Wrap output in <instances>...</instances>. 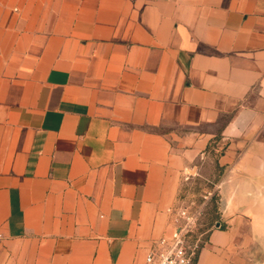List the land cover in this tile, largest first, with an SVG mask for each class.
Returning <instances> with one entry per match:
<instances>
[{
	"label": "crops",
	"instance_id": "0c3cea01",
	"mask_svg": "<svg viewBox=\"0 0 264 264\" xmlns=\"http://www.w3.org/2000/svg\"><path fill=\"white\" fill-rule=\"evenodd\" d=\"M212 164L195 264H264V0H0V264H142Z\"/></svg>",
	"mask_w": 264,
	"mask_h": 264
},
{
	"label": "built area",
	"instance_id": "2783aa9c",
	"mask_svg": "<svg viewBox=\"0 0 264 264\" xmlns=\"http://www.w3.org/2000/svg\"><path fill=\"white\" fill-rule=\"evenodd\" d=\"M208 196L206 192L204 198ZM167 214L168 228L150 244L142 264H195L202 243L198 234L201 210L183 202L168 208Z\"/></svg>",
	"mask_w": 264,
	"mask_h": 264
},
{
	"label": "rangeland",
	"instance_id": "374dc122",
	"mask_svg": "<svg viewBox=\"0 0 264 264\" xmlns=\"http://www.w3.org/2000/svg\"><path fill=\"white\" fill-rule=\"evenodd\" d=\"M218 168L219 167H215L214 164L207 167V171L205 172L206 177L205 175L202 178L196 177V179L191 182L187 195L183 196V198H181L182 200L179 202L193 203L194 209L201 210L202 216L199 220L198 228L201 241L208 236L210 229H214L216 224L221 222L220 197L218 193L215 192L214 184L216 182L212 175V173H214L213 171H217ZM206 192H209L210 196L205 199L204 196Z\"/></svg>",
	"mask_w": 264,
	"mask_h": 264
}]
</instances>
